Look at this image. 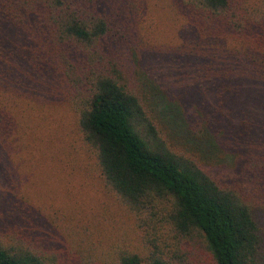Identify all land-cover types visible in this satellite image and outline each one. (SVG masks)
<instances>
[{
	"label": "trees",
	"instance_id": "16d2710c",
	"mask_svg": "<svg viewBox=\"0 0 264 264\" xmlns=\"http://www.w3.org/2000/svg\"><path fill=\"white\" fill-rule=\"evenodd\" d=\"M58 107L95 240L24 165ZM0 264H264V0H0Z\"/></svg>",
	"mask_w": 264,
	"mask_h": 264
},
{
	"label": "rangeland",
	"instance_id": "374dc122",
	"mask_svg": "<svg viewBox=\"0 0 264 264\" xmlns=\"http://www.w3.org/2000/svg\"><path fill=\"white\" fill-rule=\"evenodd\" d=\"M186 111V110H185ZM183 112V111H182ZM42 113V112H41ZM185 115V112L183 116ZM174 116L175 122L172 124L173 132H175V139L180 137H187L189 129V117L186 115ZM188 123H187V121ZM46 123L58 131L53 136L48 138L47 142H43L39 147L45 149L47 156H43L42 161H38L35 166L30 162L25 163V168L30 173L31 180L38 185L36 195L44 199L47 204L56 207L59 211L57 222L65 223V226L71 225L75 230L82 229V227L89 228L92 237L90 239L100 238L101 230H97L100 224H110L112 219L114 222L112 226L125 222L121 216H115L112 210H107L106 204L110 198L106 196L103 186L97 182L86 179L77 171L69 169L65 158H54V150L66 152L69 150L72 143L71 133V119L69 113L65 108L58 107L47 119ZM228 152V151H227ZM29 156L27 150L23 152ZM226 162V161H223ZM225 165V164H224ZM210 171L214 174L229 175L232 171L229 165H209ZM112 202V201H111ZM110 202V203H111ZM55 211V210H54ZM70 218V221L64 215ZM112 214V217L110 218ZM68 220V221H67ZM86 235V234H85Z\"/></svg>",
	"mask_w": 264,
	"mask_h": 264
}]
</instances>
